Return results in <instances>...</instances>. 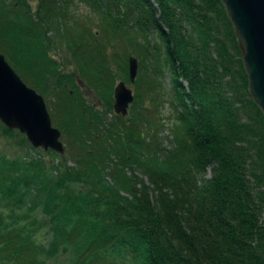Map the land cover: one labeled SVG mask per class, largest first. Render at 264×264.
<instances>
[{"label": "trees", "instance_id": "16d2710c", "mask_svg": "<svg viewBox=\"0 0 264 264\" xmlns=\"http://www.w3.org/2000/svg\"><path fill=\"white\" fill-rule=\"evenodd\" d=\"M82 7L138 57L147 90L170 76V146L134 106L108 120L83 96L78 78L112 100L129 55L109 57ZM0 50L70 156L51 163L0 121V264H264V113L223 0H0ZM1 138L36 154L8 157Z\"/></svg>", "mask_w": 264, "mask_h": 264}, {"label": "water", "instance_id": "95a60500", "mask_svg": "<svg viewBox=\"0 0 264 264\" xmlns=\"http://www.w3.org/2000/svg\"><path fill=\"white\" fill-rule=\"evenodd\" d=\"M239 35L251 92L264 113V0H223ZM139 61L131 56L129 80L137 79ZM88 87H85L87 89ZM134 93L120 81L114 89V111L129 114ZM0 121L24 134L34 148L65 153L61 131L53 126L44 97L29 87L0 52Z\"/></svg>", "mask_w": 264, "mask_h": 264}, {"label": "rangeland", "instance_id": "374dc122", "mask_svg": "<svg viewBox=\"0 0 264 264\" xmlns=\"http://www.w3.org/2000/svg\"><path fill=\"white\" fill-rule=\"evenodd\" d=\"M33 8H36V3H33ZM82 14L85 15V17H82L83 23L86 25V27L91 28L96 33V36L105 42L110 49H108L109 52V57L116 60V63L120 64V66H123L124 61L129 55V58L131 55L128 53H131V49L125 45L124 48L120 46L118 42H116V39H109V37L105 36L102 31L99 29V23H98V18L93 15V13L89 12L86 8H80ZM112 46V47H111ZM1 51V50H0ZM3 53V52H2ZM4 54V53H3ZM53 58L60 64V70L67 71V66H72L73 62L71 60L70 54L67 51H64L63 49H58L52 52ZM136 58H138L136 56ZM129 60V59H128ZM71 63V65H69ZM116 68V66H115ZM75 69L73 66L71 70ZM116 82L113 85V91H112V100L111 98H102L98 95V93L91 87H89L86 82L83 80L81 82V79H79V87L80 91L82 92L83 96L86 98L87 102L90 105L95 106L98 108L100 112H103L105 115H108V120L113 118L114 116H117V114L114 111V89L116 85L120 82L123 81L126 83V85L133 90L134 97H135V102L132 103L130 106V111L131 107L134 106L133 111L129 113L134 117L135 116H140L141 115V121L140 123L142 124H147L146 122H149V127L152 128L151 132V138L159 139L160 144H163L165 146H170L171 141L173 139V131H174V126L177 124V119H176V108L175 105L173 104V95H172V83L170 80V76L166 74L164 78L161 79V87L158 86L156 90L150 89L147 90V84L142 82L145 73L143 75L140 74V67H139V72L137 75V79L135 83H131L129 80V75L127 76H122L121 70L116 68ZM140 80V82H139ZM88 87L85 89V87ZM111 112V113H110ZM129 115V114H128ZM127 117V116H126ZM3 124V123H2ZM4 125V124H3ZM22 134V133H21ZM157 135V136H156ZM150 136V135H149ZM156 136V137H155ZM153 138V140H154ZM1 148L4 150L5 154L8 157H16V156H22V157H30V156H35V151H32L30 148L27 146L21 145L20 147L13 144L16 142H13L14 140H19L18 138H13V139H4L1 138ZM71 140V138L69 137ZM157 139V140H158ZM158 140V141H159ZM29 142V141H28ZM64 145L66 148V151L64 154H59V156H55L56 160H67L66 157L69 156L68 154V147L65 141ZM30 144V143H29ZM31 145V144H30ZM32 146V145H31ZM77 146L74 145L72 146V150L76 148ZM36 149V148H35ZM40 149V151L38 150ZM37 150L39 152L44 151V153L47 155V159L52 163V160L54 158L53 155L49 154L47 151L43 150L42 148H38ZM49 151V150H48ZM53 157V158H52ZM70 158V156H69ZM58 161H56L57 163ZM69 165H73L72 162L68 163ZM120 255V252H116V256ZM67 258L66 257H60V262L54 261L56 263L60 264H66L67 263ZM54 262H50L49 264H55Z\"/></svg>", "mask_w": 264, "mask_h": 264}]
</instances>
